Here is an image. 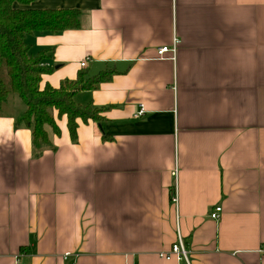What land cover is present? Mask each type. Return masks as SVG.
<instances>
[{
	"label": "crops",
	"instance_id": "1",
	"mask_svg": "<svg viewBox=\"0 0 264 264\" xmlns=\"http://www.w3.org/2000/svg\"><path fill=\"white\" fill-rule=\"evenodd\" d=\"M15 6L80 12L77 28L26 35L40 88L112 74L78 94L102 119H77L73 142L56 117L39 157L15 126L24 102L1 104L0 264H264V0ZM177 230L189 263L159 256Z\"/></svg>",
	"mask_w": 264,
	"mask_h": 264
},
{
	"label": "trees",
	"instance_id": "2",
	"mask_svg": "<svg viewBox=\"0 0 264 264\" xmlns=\"http://www.w3.org/2000/svg\"><path fill=\"white\" fill-rule=\"evenodd\" d=\"M30 0H0V106L9 94L18 95L25 110L15 120V126L27 125L31 130L32 154L39 157L46 149H55L47 128L59 134L56 117L66 115L73 142L77 139V119L99 122L103 108L91 99L81 102L76 97L89 92L100 82L108 80L112 70L105 69L87 76L79 71L75 80H63L58 87L40 88L41 75L46 71L40 56H31L25 37L33 31L58 32L79 26L80 12L72 9L19 8L15 3Z\"/></svg>",
	"mask_w": 264,
	"mask_h": 264
},
{
	"label": "built area",
	"instance_id": "3",
	"mask_svg": "<svg viewBox=\"0 0 264 264\" xmlns=\"http://www.w3.org/2000/svg\"><path fill=\"white\" fill-rule=\"evenodd\" d=\"M179 43V40L176 39V37L173 39V44L171 47L168 46H161L156 49V54L157 57L164 58L165 54L168 52H171L172 54L175 53L176 51V46ZM87 62V58H85L81 63L80 66L84 67ZM144 112L142 106L140 107L139 111L135 113V117L142 115ZM172 202L176 203L177 202V197L175 192L173 193L172 196ZM222 208L220 206L214 207V209L210 212V217L212 219L217 220L221 214ZM260 252L264 253V246L259 249ZM159 256L163 257L165 259H170L172 257H175L178 260H184L187 263L188 262V250L185 246L184 240L180 232L177 230L176 233V238L174 243H172L170 250L168 252H159Z\"/></svg>",
	"mask_w": 264,
	"mask_h": 264
},
{
	"label": "rangeland",
	"instance_id": "4",
	"mask_svg": "<svg viewBox=\"0 0 264 264\" xmlns=\"http://www.w3.org/2000/svg\"><path fill=\"white\" fill-rule=\"evenodd\" d=\"M14 95H16V94H14ZM16 96H17V95H16ZM76 100H77V101H79V100H80V97H79V96H78V97H76Z\"/></svg>",
	"mask_w": 264,
	"mask_h": 264
}]
</instances>
